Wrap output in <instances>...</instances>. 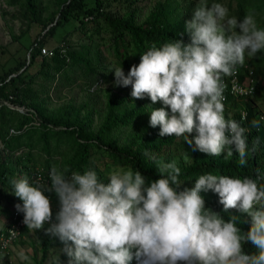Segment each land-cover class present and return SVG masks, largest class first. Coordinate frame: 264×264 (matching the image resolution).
Segmentation results:
<instances>
[{
    "label": "clouds",
    "instance_id": "obj_1",
    "mask_svg": "<svg viewBox=\"0 0 264 264\" xmlns=\"http://www.w3.org/2000/svg\"><path fill=\"white\" fill-rule=\"evenodd\" d=\"M185 32L188 42L180 33V39L153 44L127 74L121 64L114 67L115 84L131 86L133 100L147 97L163 105L147 106L149 126L159 127L160 137L183 139L193 151L211 157H231L234 147L244 166L249 130L226 115L225 78L235 77L247 60L264 52V27L251 11L240 19L217 0H195ZM253 91L233 88L244 95ZM261 120L253 119L251 127L259 129ZM149 159L158 169L155 180L115 166L104 183L91 167L81 172L55 164L47 178L19 176L10 181L22 201L15 207L27 229L50 225L45 232L63 244L68 264H264V184L248 176L207 173L191 189L182 188L175 159L165 162L155 154ZM208 191L218 195L222 212L234 209L250 217L248 230L238 227V216L229 214L226 220L207 208L200 193ZM45 193L58 199L55 214ZM249 243L256 253L245 250ZM19 258L29 260L23 251ZM50 264H59V256Z\"/></svg>",
    "mask_w": 264,
    "mask_h": 264
},
{
    "label": "trees",
    "instance_id": "obj_2",
    "mask_svg": "<svg viewBox=\"0 0 264 264\" xmlns=\"http://www.w3.org/2000/svg\"><path fill=\"white\" fill-rule=\"evenodd\" d=\"M118 3L117 10L111 3ZM16 8L18 15L29 27L39 25V30L28 46L27 59L18 60L0 71V100L12 94L14 102L24 105L23 112L0 105V192L9 203L22 202L12 193L10 181L19 176L22 169L34 166L50 169L52 165L70 170L95 169L107 183V175L115 166L139 170L147 180L159 178L155 162L149 155L155 154L165 162L178 153L176 160L181 169L179 179L182 188L191 189L200 175L213 173L238 177L257 178L264 184V120L259 129L251 127L253 119L264 117V52L246 61L237 69V78L244 82L251 70L253 89L251 95L237 103L236 98L225 91L226 115L249 130L247 135L249 156L244 166L234 151L233 156H207L193 151L183 139L160 137L159 127L149 126L151 108H160V102L152 104L145 97L133 100L131 86L125 91L115 89L114 67L123 68L127 74L132 65H138L140 54L155 44L159 47L169 39L188 42L185 21L191 19L195 0H154L142 6L138 0H5ZM229 8L230 15L242 19L249 11L255 14L258 24L264 27V0H217ZM45 11V12H44ZM66 22L72 28L65 30L58 42L48 48L50 54L40 51L46 38L58 26ZM77 33L72 41L69 34ZM23 33L21 30L20 34ZM95 34V36H94ZM78 83L85 95L75 101L68 97L57 106H47L43 98H50L51 90ZM102 84V85H101ZM106 84V85H103ZM247 114L242 119L240 110ZM167 110V109H166ZM13 127L14 132H9ZM195 136V132L190 137ZM255 145V150L252 151ZM188 157H183L185 149ZM20 153L15 154V150ZM148 153L149 155H146ZM11 190V193L8 192ZM205 206L222 212L219 197L212 191L200 193ZM51 195L53 213L58 210V199ZM12 206L9 207V209ZM230 215L238 216V227L247 231L251 218L236 210L221 215L227 220ZM7 216V215H6ZM24 225L20 233L25 232ZM41 257L52 245H63L56 237L49 240L35 231ZM249 253L257 249L250 243L245 245ZM36 264H41L40 259ZM132 264H136L133 260Z\"/></svg>",
    "mask_w": 264,
    "mask_h": 264
},
{
    "label": "rangeland",
    "instance_id": "obj_3",
    "mask_svg": "<svg viewBox=\"0 0 264 264\" xmlns=\"http://www.w3.org/2000/svg\"><path fill=\"white\" fill-rule=\"evenodd\" d=\"M140 5L147 6L153 3L154 0H138ZM119 8L118 3L113 1L111 3V9L117 10ZM45 12V11H44ZM71 22H66L63 26H58L55 31L46 38L43 43L44 47H49L55 42H58L61 36L64 34L65 30L68 31L72 27ZM21 30L23 33L20 34ZM39 30V25L31 23L28 26L25 25V21L20 18L16 8L12 5H8L5 0H0V71L6 67L13 65L18 60L27 59L29 51L28 46L31 44L33 38ZM77 33L73 32L69 34L72 41L76 39ZM95 36V34H94ZM115 89H120L122 92L128 87H120L115 84V81L111 83ZM102 85V84H101ZM106 85V84H103ZM50 98H43V102L47 106H57L60 102L64 101L68 97H72L75 101L80 100L85 95L84 88L78 83L72 84L70 86H63L58 90H51L49 92ZM237 103L242 102L243 98H236ZM188 145V144H187ZM2 144L0 142V148ZM178 151L185 153L188 151V147L183 149L179 148ZM177 151L171 153V160L178 159ZM11 193V190H8ZM52 203V202H51ZM14 202H8L4 199L2 193L0 192V226L2 225V220L8 215L10 206H13ZM50 225L46 224L40 230H38L43 237H47L52 240L56 237L46 234L45 229ZM63 245H52L46 249L44 257H41V248L38 242V237L32 230L26 229L14 240H12L5 248H0V264H36V260L40 259L41 264H50L54 255L59 256V264H68L69 258L61 251ZM23 251L29 256L28 261L21 260L19 258V253Z\"/></svg>",
    "mask_w": 264,
    "mask_h": 264
},
{
    "label": "built area",
    "instance_id": "obj_4",
    "mask_svg": "<svg viewBox=\"0 0 264 264\" xmlns=\"http://www.w3.org/2000/svg\"><path fill=\"white\" fill-rule=\"evenodd\" d=\"M40 51L42 53L45 54H50L51 53V49L48 47H44L41 46L40 47ZM248 76L246 78V80H244V82H241L238 78L237 75L235 77H229L228 78V82H229V89L228 92L230 94H232L235 98H244L248 95H244L241 93H234L233 92V88L234 87H238L240 89H243L244 91H247L250 88H253V77L250 75L251 74V70H247ZM1 104H5L10 108H14L15 110L19 111V112H23L25 107L24 105L14 102L12 100V94H7V97L2 98L0 100V105ZM244 114V110L241 109L240 110V115L242 116ZM9 132H14L13 127L9 128ZM2 147V146H1ZM15 154L20 153V149L15 150L14 152ZM49 169L48 168H44L42 166H34L31 170H23L21 171V173L19 174V176L25 175L27 174L29 176V178H35L36 175H42L45 178H47V173H48ZM18 176V177H19ZM17 177V178H18ZM46 195L49 196L50 201H51V195L50 193H45ZM17 204H21L22 202H18L16 204H14L11 208L10 211L8 213V215L4 218V220H2V225L0 226V248H5L12 240H14L17 236H19L20 234V229L22 226H24L23 223V213L17 211L16 209V205ZM48 224V223H46ZM16 231V234L13 235L12 232L10 231Z\"/></svg>",
    "mask_w": 264,
    "mask_h": 264
}]
</instances>
